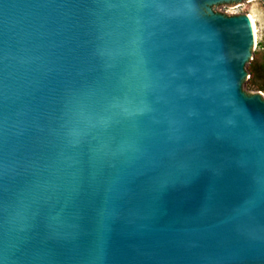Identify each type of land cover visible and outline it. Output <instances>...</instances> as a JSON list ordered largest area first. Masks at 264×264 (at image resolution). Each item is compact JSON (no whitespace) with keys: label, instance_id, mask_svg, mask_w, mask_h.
Returning a JSON list of instances; mask_svg holds the SVG:
<instances>
[{"label":"water","instance_id":"1","mask_svg":"<svg viewBox=\"0 0 264 264\" xmlns=\"http://www.w3.org/2000/svg\"><path fill=\"white\" fill-rule=\"evenodd\" d=\"M237 1L0 0V264H264Z\"/></svg>","mask_w":264,"mask_h":264},{"label":"rangeland","instance_id":"2","mask_svg":"<svg viewBox=\"0 0 264 264\" xmlns=\"http://www.w3.org/2000/svg\"><path fill=\"white\" fill-rule=\"evenodd\" d=\"M217 11L226 13L253 14L256 22L257 41L253 44L251 58L245 65L246 78L242 88L250 92H261L264 98V2L262 0H240L229 6L217 7Z\"/></svg>","mask_w":264,"mask_h":264},{"label":"bare ground","instance_id":"3","mask_svg":"<svg viewBox=\"0 0 264 264\" xmlns=\"http://www.w3.org/2000/svg\"><path fill=\"white\" fill-rule=\"evenodd\" d=\"M247 14V13H246ZM251 20V25L253 29V36H254V44L257 41V29H256V22L253 14H247Z\"/></svg>","mask_w":264,"mask_h":264},{"label":"trees","instance_id":"4","mask_svg":"<svg viewBox=\"0 0 264 264\" xmlns=\"http://www.w3.org/2000/svg\"><path fill=\"white\" fill-rule=\"evenodd\" d=\"M261 89H264V84L259 85Z\"/></svg>","mask_w":264,"mask_h":264}]
</instances>
